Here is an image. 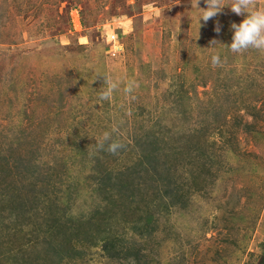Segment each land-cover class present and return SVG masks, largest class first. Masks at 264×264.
Listing matches in <instances>:
<instances>
[{
  "label": "rangeland",
  "instance_id": "rangeland-1",
  "mask_svg": "<svg viewBox=\"0 0 264 264\" xmlns=\"http://www.w3.org/2000/svg\"><path fill=\"white\" fill-rule=\"evenodd\" d=\"M193 4L0 0V264H264V51Z\"/></svg>",
  "mask_w": 264,
  "mask_h": 264
},
{
  "label": "clouds",
  "instance_id": "clouds-1",
  "mask_svg": "<svg viewBox=\"0 0 264 264\" xmlns=\"http://www.w3.org/2000/svg\"><path fill=\"white\" fill-rule=\"evenodd\" d=\"M198 3L199 0H194L192 5L198 12L196 16L198 25L201 20L207 22L225 7L231 9L236 15L246 14L240 23L231 24L233 35L231 43L227 45L231 52L242 53L250 48L264 51V7L257 6L255 0H205L206 8L198 7ZM215 31L220 32L218 23ZM211 43L218 42L213 40ZM211 63L214 66H219L222 63L221 55L219 53L213 54ZM104 79L105 82L99 92V100L102 102L109 101L121 83L119 80ZM135 87V83L130 81L125 86L124 91L131 95ZM105 143H107V151L114 155L124 147L119 141L111 140V133L108 131H105L102 137L96 141L97 149L103 150Z\"/></svg>",
  "mask_w": 264,
  "mask_h": 264
},
{
  "label": "built area",
  "instance_id": "built-area-1",
  "mask_svg": "<svg viewBox=\"0 0 264 264\" xmlns=\"http://www.w3.org/2000/svg\"><path fill=\"white\" fill-rule=\"evenodd\" d=\"M111 42L115 45L116 44V42H117V40H115L114 39V36L112 35V37H111ZM116 47V46H115Z\"/></svg>",
  "mask_w": 264,
  "mask_h": 264
}]
</instances>
